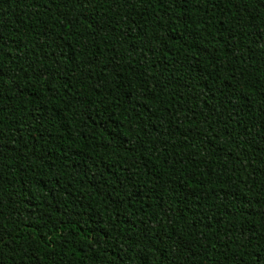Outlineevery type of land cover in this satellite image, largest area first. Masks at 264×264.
Masks as SVG:
<instances>
[{
    "label": "trees",
    "instance_id": "1",
    "mask_svg": "<svg viewBox=\"0 0 264 264\" xmlns=\"http://www.w3.org/2000/svg\"><path fill=\"white\" fill-rule=\"evenodd\" d=\"M0 264H264V0H0Z\"/></svg>",
    "mask_w": 264,
    "mask_h": 264
}]
</instances>
